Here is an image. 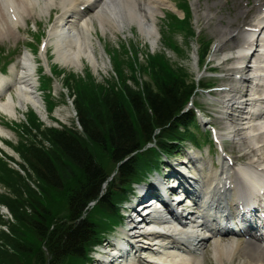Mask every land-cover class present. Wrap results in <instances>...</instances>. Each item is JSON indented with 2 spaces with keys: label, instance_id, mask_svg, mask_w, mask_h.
I'll list each match as a JSON object with an SVG mask.
<instances>
[{
  "label": "trees",
  "instance_id": "trees-1",
  "mask_svg": "<svg viewBox=\"0 0 264 264\" xmlns=\"http://www.w3.org/2000/svg\"><path fill=\"white\" fill-rule=\"evenodd\" d=\"M155 64L152 81H144L142 89L125 78L120 86L96 83L91 77L73 84L67 79L75 93L80 130L43 128L32 114L37 141H21L17 146L25 174L0 161V180L10 191L0 201L16 219L11 224L0 215V222L7 223L12 233H0V264H47L48 255V264H65L67 257L84 260L87 247L118 221V202L127 197L122 191L131 190L135 181L158 166L162 154L174 153L177 143L193 138L195 113L182 111L192 86L167 63ZM153 141L155 146H147ZM95 147L113 164L130 156L101 197L110 171ZM93 200L96 206L79 220ZM59 212V222L53 225Z\"/></svg>",
  "mask_w": 264,
  "mask_h": 264
},
{
  "label": "bare ground",
  "instance_id": "bare-ground-1",
  "mask_svg": "<svg viewBox=\"0 0 264 264\" xmlns=\"http://www.w3.org/2000/svg\"><path fill=\"white\" fill-rule=\"evenodd\" d=\"M40 0H0V42L4 40L7 35H12L16 29L10 21L8 10L5 11V4L10 2L14 4L15 12L19 19L20 17L26 22L25 16L29 14ZM62 4L67 9L74 8V0H61ZM31 2H35L31 5ZM49 0L45 1L47 5ZM162 4H167V0H101L100 3L95 6L97 14H103L107 20H112L118 25H122L125 19H128V24L135 23L139 25L141 31L147 35L152 36V40L155 41L154 33V15ZM30 6V8L28 7ZM75 14V13H74ZM89 21L85 20L82 23L81 30L72 28L70 22L61 24L58 29L54 30V34L57 35L58 30L68 31V35L64 39L56 38L54 40L57 48L59 58L63 59L65 65H71L78 67L82 62L81 58L84 52L88 51V33L86 27L89 25ZM126 23V24H127ZM260 25L261 24H255ZM125 27V26H124ZM264 27V26H263ZM68 29V30H67ZM226 29V28H224ZM73 31V33H71ZM222 38L220 39L218 46L221 45L222 40L227 36L230 38L244 40V43L249 41V46H253L254 37H249V33L242 31L239 35H232L230 31H225L223 28ZM80 46L83 51L73 50L71 45ZM264 44V41H263ZM248 49V48H247ZM244 48V44L241 49V53L234 58L233 66L230 67L233 75L237 72H242L240 76L244 82L258 81L255 88H237L234 85H230V88L226 90L222 97V103L224 110V122L225 124H237L240 120L247 121L245 126H235L234 137L236 138L235 145L241 149L244 146L243 153L239 157L244 160L243 164L237 161L238 174L234 178L220 177V172L224 169L225 165L221 163L220 169L211 168L206 165L203 158L198 155L189 153L188 158L193 163V173L197 179L191 183L195 187L199 194L195 198L198 202H202L203 213L197 214L196 219L199 225L205 226L211 236L216 235L214 232L218 227V218L221 217L219 205L225 201L226 197L222 196V189H227L230 194L227 196V200L242 201L243 204L247 203L250 198L249 195L254 191L262 192L264 190V182L259 179H264V169H259V166H264V46L260 48L263 52L261 55L258 53V63H239L243 62L244 57L248 54V50ZM256 51V50H255ZM92 56L95 57L93 54ZM91 55L89 56V58ZM26 65H23L21 69L14 70V77L17 79V94L18 96L25 97L27 100L38 103V99L34 96V93L30 91V88L34 83L35 64L31 62L29 57L23 59ZM97 59H94V65ZM34 73V74H33ZM12 80V77L5 76L0 79V88L3 87L8 81ZM11 88V87H10ZM253 93L256 95L253 96ZM13 93L11 92V95ZM236 111L233 113L232 110ZM0 111L4 114L16 118L19 113L18 107H16L15 99L9 98L8 100H2L0 103ZM2 134L5 131L2 130ZM0 144L3 145L0 140ZM4 146V145H3ZM238 158V157H237ZM233 159V157H232ZM223 159L220 158L219 161ZM183 161H181V164ZM206 168L208 170H206ZM182 173L181 170H179ZM189 172V171H188ZM224 170L221 174H224ZM190 173V172H189ZM189 173L185 171L182 178L186 181V177ZM183 198L176 199L178 204L183 203ZM257 200H254L256 202ZM177 204V205H178ZM255 204V203H254ZM214 215H217L214 219ZM156 218L161 219L163 215L158 212ZM155 218V217H154ZM185 217L180 213L177 217L178 221H185ZM202 221V222H201ZM186 222V221H185ZM150 222H146L145 226H149ZM181 225V226H180ZM175 225L172 234H159L156 232L144 233L145 231H137L135 236L138 246L136 252L148 255L153 262L143 260L141 257L138 261L132 260V258H125V246L121 242L119 250L114 255H107L103 257L102 264H202L201 257L199 255H193V249L203 243L204 237L197 235L194 231V226H188L186 223ZM144 226V227H145ZM154 227V225H150ZM139 230V229H138ZM124 235L126 234L125 230ZM144 237L143 242L141 239ZM121 246V247H120ZM201 246V245H200ZM215 255L218 260L223 257L231 259L233 261L236 256L241 255L243 261L241 264H264V247L257 242H232L223 244L222 242L216 243ZM120 258H116V256ZM127 255V254H126ZM115 260V261H114ZM235 261V260H234ZM148 262V263H147Z\"/></svg>",
  "mask_w": 264,
  "mask_h": 264
},
{
  "label": "rangeland",
  "instance_id": "rangeland-1",
  "mask_svg": "<svg viewBox=\"0 0 264 264\" xmlns=\"http://www.w3.org/2000/svg\"><path fill=\"white\" fill-rule=\"evenodd\" d=\"M190 1H191V4H192L194 9L196 6H198V11L194 10L195 15L200 16V23L198 24V27L203 30V33L206 36L209 35V32L214 34L216 40L220 39V37L222 36V32H221V30H219V28L220 27L223 28L224 25H217L218 28H216L215 27L216 19H210V21H214V24L209 25L208 24L209 19L206 17L205 12L207 11V13L211 12L213 14H215V12L216 13H224V16L226 18H228V15H229L230 18L236 19L237 15H238V8L241 7V2H240L241 0H232V2L230 0V4L228 6L225 5L224 8H223V4H222L223 0H190ZM206 1H207V4H206ZM207 5H208V8H207ZM241 9H243V8L241 7ZM230 10H233V12L232 13L228 12ZM241 20H242V18L235 20L232 26L235 28V26ZM177 23L180 24L179 22H177ZM132 26H133L132 30H130V27L125 28L126 32H128L131 35H133L134 33L138 34L140 36L143 35L137 26H135V25H132ZM27 31H29L28 28L23 29L22 32H19V34L16 33L12 38H9V39H6V40L0 42V50L3 48V49H9L11 52H13V51L18 52V53L23 52L25 50V47H24V44L22 42V38H24L26 41H28V40H31L30 37H32L31 34L27 33ZM17 40H21V41L18 42ZM181 40H182V37L180 38V41ZM183 46H185V45L183 44ZM169 54L173 60L178 61V63H175V64H179V65L185 67L189 71L190 75L195 76L196 74H198L199 68L197 66V63H194L195 59L193 57V51L192 50L190 51V54L187 56H183L180 53H174L172 51H170ZM55 58H56V56H55ZM182 61L184 63H182ZM1 64L2 63H0V65ZM105 65H106V67H105ZM212 65H218L219 66L218 74L223 76L227 72H229L227 67L230 66L231 64L209 63L208 67L212 66ZM110 66L111 65L109 63H101V61H100L99 63L96 64V67H92V69H93L94 73L97 75V77L99 79H102V75L106 74V72H108V69H110ZM81 69H82V65L80 66L79 70H81ZM102 69H105V70H102ZM67 70L69 71V70H78V69L67 67ZM101 70H102V72H101ZM41 79H42V77H41ZM223 80L224 79H222V78H217V79H215V81H213V80H211V81L215 82V84L217 86H221L223 84H225L226 86H229L231 83H233V82H223ZM55 87H56V89H61V84L59 82H56ZM223 93H224V91H220L217 93H200L195 97V102H196V105L201 106L203 111L208 114V117H206L205 120L209 121L210 123L215 125L217 127V129L219 130V133L223 134L225 136L224 137V140H225L224 144H225L226 149L228 151L234 153V154L241 155L242 151L237 150L235 148V143L233 141V137L227 136L229 133H231V128H228L227 125H223L221 123L222 116H223L222 104L217 105V104H214L212 102V98L214 96L217 98H220ZM43 103H42L43 106H41V109L39 111L41 118L48 125L53 124V125L59 126V124L57 122H55L53 120V118L51 117L52 114H49L48 112L46 114V112H45L46 105H45L44 100H43ZM21 110H22V113L18 114V119H17L18 121H21L22 119L24 120V114L27 113L25 104H21ZM54 115L56 118L62 120L63 122H66L68 126H72L76 121L74 109H73V106L71 105V103H68V104L61 103V105L58 106V108L54 112ZM5 131H6L5 134L7 133L11 138L8 139L7 137H2V139H5V140L11 139V141H13L14 144L18 142V139H19L18 135H14V133L8 129H6ZM201 151H202V153H204V157H207L206 155L208 154V151H209V153H210L209 163H213L212 160H214L218 164V158H217L218 153L215 150V148H210L209 145H203ZM190 152H196L194 154H198V155H199V153H201L200 151L196 150V148L194 147L193 144L189 143L188 145H186L185 147L182 148L181 152H176V157L170 159V162L172 164H174V163L176 164L179 161H183L186 159L187 155ZM8 153L10 155L14 156L18 161H21L19 155L16 152H14L13 150H11V152L9 151ZM103 160H105V158ZM218 167H219V164H218ZM169 169L171 170V168H169ZM149 182H151V179L148 181V183ZM145 185H147V183ZM1 191H3V190L1 189ZM132 199H133V197H132ZM130 202H128V203H130ZM63 206L64 205H62V209H63ZM60 212L58 214V217L55 219V222L53 225H55L56 223L59 222ZM5 220H6V218H5ZM79 220H81V219H79ZM233 240H236V238L229 236V237L223 238L222 242L230 243ZM215 243H216L215 239L207 240L204 243V245H203V247H205L203 250L204 256L202 258L203 264H232L230 261H228L225 258L221 262L216 259L215 253H214Z\"/></svg>",
  "mask_w": 264,
  "mask_h": 264
}]
</instances>
